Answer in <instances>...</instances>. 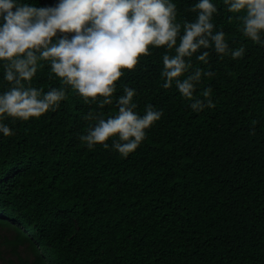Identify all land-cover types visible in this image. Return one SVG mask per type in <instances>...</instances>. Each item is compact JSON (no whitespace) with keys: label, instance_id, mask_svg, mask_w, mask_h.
<instances>
[{"label":"trees","instance_id":"obj_1","mask_svg":"<svg viewBox=\"0 0 264 264\" xmlns=\"http://www.w3.org/2000/svg\"><path fill=\"white\" fill-rule=\"evenodd\" d=\"M172 2L177 22L196 20L198 0ZM211 2L214 32L225 33L230 49L245 48L235 60L213 47L200 50L209 52L207 64L200 52L185 58L214 73L196 90L211 87L214 108L194 112L175 82L163 87L162 57L174 50L160 47L125 71L111 105L85 103L68 87L58 109L0 119L14 133H0L1 264H264V44L229 21L236 14L223 0ZM42 63L31 85L61 87ZM3 64L0 93L10 87ZM124 87L135 90L141 116L152 105L161 119L127 156L112 147L118 136L89 149L80 137L97 121L84 117L114 116Z\"/></svg>","mask_w":264,"mask_h":264},{"label":"clouds","instance_id":"obj_2","mask_svg":"<svg viewBox=\"0 0 264 264\" xmlns=\"http://www.w3.org/2000/svg\"><path fill=\"white\" fill-rule=\"evenodd\" d=\"M223 3L229 13L236 14L229 16V21L234 18L239 23L243 36L264 44V0ZM191 11L197 12L196 20L180 23L172 0H58L54 6L39 8L20 0H0V61L4 62V79L10 85L0 93V119L26 121L58 109L68 98V87L85 103L103 98L99 108L111 105L125 71H134L142 57L152 54L150 48L160 47L174 50V54L162 57L163 87L168 89L175 82L185 101H192L189 106L194 112L214 108L211 87L196 95L202 77L211 78L214 73L194 68L185 58L213 47L217 54L230 53L235 60L244 56L245 48L230 49L225 33L214 32L212 18L217 8L211 0H198ZM58 33L62 35L54 42ZM67 33L74 35H63ZM208 57L209 52L203 51L197 60L207 64ZM42 62L50 64L61 87L44 92L31 85ZM123 91L114 116L105 119L90 111L84 117L97 121L87 135L80 137L89 149L97 144L107 148L106 141L118 136L112 147L127 156L145 139L146 130L161 119L163 110L152 105H146L141 116L133 102L135 90L124 87ZM0 133L5 137L14 134L2 122Z\"/></svg>","mask_w":264,"mask_h":264},{"label":"rangeland","instance_id":"obj_3","mask_svg":"<svg viewBox=\"0 0 264 264\" xmlns=\"http://www.w3.org/2000/svg\"><path fill=\"white\" fill-rule=\"evenodd\" d=\"M0 264H1V262H0Z\"/></svg>","mask_w":264,"mask_h":264}]
</instances>
